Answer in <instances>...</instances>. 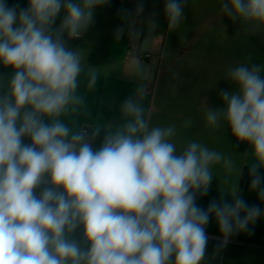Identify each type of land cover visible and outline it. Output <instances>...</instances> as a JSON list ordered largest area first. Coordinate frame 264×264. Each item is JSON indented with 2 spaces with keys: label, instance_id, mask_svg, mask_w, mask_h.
Segmentation results:
<instances>
[{
  "label": "clouds",
  "instance_id": "clouds-1",
  "mask_svg": "<svg viewBox=\"0 0 264 264\" xmlns=\"http://www.w3.org/2000/svg\"><path fill=\"white\" fill-rule=\"evenodd\" d=\"M107 3L0 0V264H205L211 219L219 252L264 217L238 184L247 168L249 191L264 204V64L230 66L222 106L201 102L207 127L248 145L243 154L230 147L243 157L239 168L233 155L178 140L177 125L154 124L143 88L119 105L114 121L75 124L86 105L84 78L92 90L98 74L69 42ZM185 4L165 0L168 29L184 20ZM219 13L264 33V0H220ZM217 166L236 179L227 192L219 182L221 196L201 207Z\"/></svg>",
  "mask_w": 264,
  "mask_h": 264
},
{
  "label": "crops",
  "instance_id": "crops-1",
  "mask_svg": "<svg viewBox=\"0 0 264 264\" xmlns=\"http://www.w3.org/2000/svg\"><path fill=\"white\" fill-rule=\"evenodd\" d=\"M26 7L27 0H7ZM138 4L143 11L137 12ZM165 0H108L94 12V23L80 39L69 46L82 49L85 62L97 67V86L89 90L87 79L80 91L86 98L84 109L74 117L76 125L93 122L98 118L114 121L119 105L137 89L143 88L141 103L150 112L154 124H175L178 140H198L209 148L233 155L237 167L243 166V154L248 145L237 146L230 130H213L206 126L202 101L220 107V90H230L224 79L230 66L239 62L264 64V33H251L237 22L219 13L220 0H186L181 24L168 29L164 14ZM59 23V20L57 21ZM123 28L119 40L116 29ZM139 35L129 34V30ZM6 72L0 68V73ZM191 125L182 127L185 120ZM89 131H91L89 129ZM104 133L94 141L98 148ZM216 177L206 196L197 203L206 208L208 203L221 196L220 187L231 189L236 171L230 176L217 166ZM264 176V172H261ZM219 180V181H218ZM248 204L264 208L255 192L249 191L250 178L244 168L238 179ZM226 200L228 198H225ZM209 241L205 264H264V217H261L252 234L233 236L219 252L216 251L219 232L214 219L207 226Z\"/></svg>",
  "mask_w": 264,
  "mask_h": 264
}]
</instances>
